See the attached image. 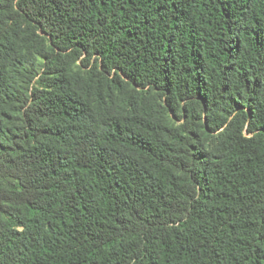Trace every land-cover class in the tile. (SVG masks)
<instances>
[{
  "label": "trees",
  "instance_id": "16d2710c",
  "mask_svg": "<svg viewBox=\"0 0 264 264\" xmlns=\"http://www.w3.org/2000/svg\"><path fill=\"white\" fill-rule=\"evenodd\" d=\"M0 264H264V0H0Z\"/></svg>",
  "mask_w": 264,
  "mask_h": 264
}]
</instances>
